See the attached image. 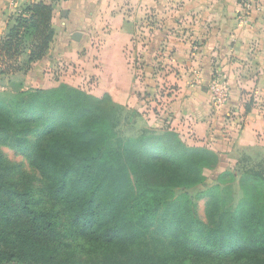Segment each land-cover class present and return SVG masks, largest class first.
Here are the masks:
<instances>
[{
  "label": "trees",
  "instance_id": "trees-1",
  "mask_svg": "<svg viewBox=\"0 0 264 264\" xmlns=\"http://www.w3.org/2000/svg\"><path fill=\"white\" fill-rule=\"evenodd\" d=\"M51 18L43 2L23 10L0 38L1 74L42 59ZM116 109L108 95L66 85L0 98V143L25 156L43 184L0 157V264H264V171L243 172L232 206L221 188L235 177L203 175L218 165L214 152L168 128L122 139ZM194 188L208 199L205 222Z\"/></svg>",
  "mask_w": 264,
  "mask_h": 264
},
{
  "label": "crops",
  "instance_id": "crops-1",
  "mask_svg": "<svg viewBox=\"0 0 264 264\" xmlns=\"http://www.w3.org/2000/svg\"><path fill=\"white\" fill-rule=\"evenodd\" d=\"M36 2L52 7L54 37L42 59L19 72L22 87L93 80L97 93L136 114L144 128H168L186 145L214 152L217 174L239 179L247 166L264 169V0H0V38ZM131 50L150 68L160 51L165 84L150 111L143 86L133 82ZM212 79L229 88L223 107L210 96Z\"/></svg>",
  "mask_w": 264,
  "mask_h": 264
},
{
  "label": "rangeland",
  "instance_id": "rangeland-1",
  "mask_svg": "<svg viewBox=\"0 0 264 264\" xmlns=\"http://www.w3.org/2000/svg\"><path fill=\"white\" fill-rule=\"evenodd\" d=\"M247 11H250V8L247 7L245 8ZM147 22L145 23L146 26H143L142 28L145 30L148 27V24H151V19L147 18ZM143 32H146V30ZM97 37L95 39H93L91 41V46H94L95 50H98V46H100V43L102 42V40L100 39L99 35H96ZM145 38H148L147 36ZM140 42V39H137V43ZM28 48V46L25 47V49L22 50L21 57L18 59L19 63L23 65V63L25 64L26 62V56H27V51L26 49ZM160 51H156L155 55L152 57L153 58V62L151 63L152 67H146V63L148 62L143 56V53L141 54L140 52H138L137 50H131L130 54L127 56V58L129 59L128 64L131 62L132 63V67H131V73L133 76V82L138 81L141 83V85L143 86V90L142 93L144 95V103L146 105H148L147 109L148 111L151 110V105L148 104L150 102L151 97L155 98V96H159V91L161 92V90L164 87V80L162 78V74H159L160 72H162V68H161V55L159 54ZM26 66L24 65L23 69ZM2 67H0L1 69ZM12 75L14 78L10 79L9 77H5V76H1L0 75V98L6 99V100H10L14 97H16V95L19 92L22 91H29V90H35V89H43L42 87L43 84H40L39 86H32V85H28L27 87H22L24 83L23 82V78L22 75H19L18 73L15 74H10ZM87 79H85V81L81 84L78 85L77 87H73V88H77L80 89L92 96L95 97H102L103 95L101 93H97L95 91V87L96 84H93V80H87V82H91L94 86L90 87V83L87 84L86 82ZM22 81V82H21ZM96 81V80H95ZM150 82V83H148ZM85 84V85H84ZM87 84V85H86ZM61 85H66V84H59L57 87L61 86ZM21 86V87H20ZM68 87H72L69 85H66ZM19 87V88H18ZM55 87V88H57ZM49 89V88H46ZM148 100V101H147ZM117 109L115 111V125H114V129L116 131V133L119 135V137H121L122 139H127V138H131V137H138L140 135H142L143 133H148L151 132L149 130V128H144L142 124H139V121H137L136 118V114L135 116H130V114H132L130 111H127L123 108V105H119L117 102H113ZM121 107H119V106ZM224 105H222L223 107ZM156 108V106H155ZM150 114V113H149ZM147 114V115H149ZM153 114V113H151ZM159 115V113H157ZM155 112V116L157 115ZM158 118V117H157ZM157 118L155 120V122L157 121ZM143 120V119H142ZM144 121V120H143ZM154 131V130H153ZM0 157H1V161L4 163H8V164H12L16 167V171L20 172V173H25L29 176H32L35 178L34 181V185L40 189L43 187L41 178L38 174V172L36 170H34L30 164L29 161L25 158V156H23L21 153H19L16 149L3 145L0 143ZM216 168H219L216 167ZM216 168H214L213 170H204L203 171V175L209 180L215 177V175H217V171ZM262 170L264 171V169H262L261 167H257L255 165H252V167L247 166L241 170H239V174L237 175L238 178L241 177V175L243 174V172L245 171H259ZM226 171V170H224ZM18 178L17 173L13 172L9 175H7L6 179L9 180L11 178ZM229 176H225L223 178V182H226V184L221 188L224 189L226 188L228 192L231 193V198L232 201H230L229 203H231L232 206H235L238 201L241 199L242 197V192L238 186V179L235 177V180H233ZM215 183V182H214ZM204 191H202L201 189H191L188 190V194L190 196V198L193 200L194 204H195V208H196V213H197V217L202 220L203 222L206 221L205 218V209H206V203L208 201L207 198H205V196H201V194ZM47 208H52L55 212L60 213L61 215V210L60 207L57 205H54L51 202H47L44 205ZM61 217L63 218V216L61 215Z\"/></svg>",
  "mask_w": 264,
  "mask_h": 264
},
{
  "label": "built area",
  "instance_id": "built-area-1",
  "mask_svg": "<svg viewBox=\"0 0 264 264\" xmlns=\"http://www.w3.org/2000/svg\"><path fill=\"white\" fill-rule=\"evenodd\" d=\"M210 96L215 105H225L229 101L228 86L218 79H212L208 87Z\"/></svg>",
  "mask_w": 264,
  "mask_h": 264
},
{
  "label": "water",
  "instance_id": "water-1",
  "mask_svg": "<svg viewBox=\"0 0 264 264\" xmlns=\"http://www.w3.org/2000/svg\"><path fill=\"white\" fill-rule=\"evenodd\" d=\"M73 40L74 41H78L79 40V34L78 33L75 34V36L73 37Z\"/></svg>",
  "mask_w": 264,
  "mask_h": 264
}]
</instances>
